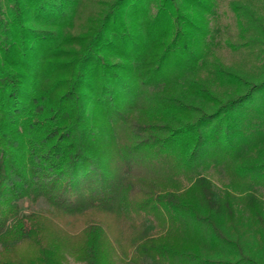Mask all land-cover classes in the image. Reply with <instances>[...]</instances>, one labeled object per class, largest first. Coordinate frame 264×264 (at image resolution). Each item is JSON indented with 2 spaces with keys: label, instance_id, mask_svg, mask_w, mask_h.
<instances>
[{
  "label": "trees",
  "instance_id": "1",
  "mask_svg": "<svg viewBox=\"0 0 264 264\" xmlns=\"http://www.w3.org/2000/svg\"><path fill=\"white\" fill-rule=\"evenodd\" d=\"M68 256L264 264V0H0V264Z\"/></svg>",
  "mask_w": 264,
  "mask_h": 264
},
{
  "label": "rangeland",
  "instance_id": "2",
  "mask_svg": "<svg viewBox=\"0 0 264 264\" xmlns=\"http://www.w3.org/2000/svg\"><path fill=\"white\" fill-rule=\"evenodd\" d=\"M23 210L24 212H41L45 211L47 209V204L45 201H40L37 205H31L28 202L23 203ZM50 220L52 221V229L56 231H61L63 230L64 232H70L72 235L76 236L72 240L70 239V242L76 246V248L82 247L85 238H86V233L85 229L88 226V220L84 217H54V216H48ZM106 219V218H105ZM112 219V218H111ZM108 232L107 236L109 241L112 243V241H115L116 237H119L122 235V230L118 227H113V228H107ZM109 243V242H108ZM70 259L71 256H68ZM73 264H84L83 262L73 260L71 261Z\"/></svg>",
  "mask_w": 264,
  "mask_h": 264
}]
</instances>
